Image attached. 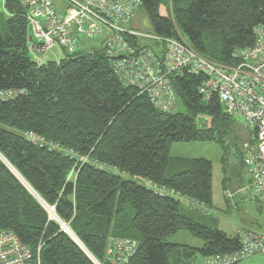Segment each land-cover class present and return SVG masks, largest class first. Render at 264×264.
I'll return each instance as SVG.
<instances>
[{
    "label": "trees",
    "instance_id": "trees-1",
    "mask_svg": "<svg viewBox=\"0 0 264 264\" xmlns=\"http://www.w3.org/2000/svg\"><path fill=\"white\" fill-rule=\"evenodd\" d=\"M4 6L9 15L0 16V89L21 94L0 100V228L15 232L41 264H96L87 252L108 264L111 237L138 241L130 264H198L238 250V232L201 223L184 213L177 197L211 206L212 162L176 157L168 175L175 142L215 141L224 151L235 146L239 168H245L242 129L255 142L254 132L226 113L217 96L200 94L204 75H172L176 108L160 111L147 94L120 80L101 46L37 64L28 50L26 9L18 0ZM138 12L149 19L147 31L181 34L196 52L228 66L239 63L236 50L253 46L255 27L264 25V0H143ZM30 132L41 143L28 138ZM181 230L203 245L168 241Z\"/></svg>",
    "mask_w": 264,
    "mask_h": 264
},
{
    "label": "built area",
    "instance_id": "built-area-1",
    "mask_svg": "<svg viewBox=\"0 0 264 264\" xmlns=\"http://www.w3.org/2000/svg\"><path fill=\"white\" fill-rule=\"evenodd\" d=\"M18 1L27 11V45L37 64L45 63L54 47L72 54L79 52L83 40L99 37L120 80L147 94L163 112L176 108L172 75L203 74L199 92L204 99L217 96L226 113L240 118L244 127L254 132L255 142L245 150L250 183L244 189L264 206V25L255 27L253 46L236 50L239 63L228 66L196 52L181 34L178 38L162 37L136 27L134 18L143 0ZM19 94L18 90L0 89V100ZM27 136L41 143L36 134ZM238 238V250L207 256L203 264H238L253 256L264 257L263 233L244 229L238 231ZM138 245L133 239L111 237L106 250L108 264H130ZM0 264H41V260L15 232L0 228Z\"/></svg>",
    "mask_w": 264,
    "mask_h": 264
},
{
    "label": "rangeland",
    "instance_id": "rangeland-1",
    "mask_svg": "<svg viewBox=\"0 0 264 264\" xmlns=\"http://www.w3.org/2000/svg\"><path fill=\"white\" fill-rule=\"evenodd\" d=\"M133 23L142 31H147L150 29L149 19L142 12H138L136 14ZM101 41L102 40L99 37L95 39L83 40L77 49L79 52H91L98 50L100 48ZM64 53L65 51L63 52V50L54 47L53 49L49 50L47 57L49 60L57 61L64 56ZM178 105L180 110L184 109L180 103H178ZM237 120L242 124L240 118H237ZM242 130L241 137L243 141H245L243 148L246 149V145L250 143L248 141L246 130ZM170 154L173 159L171 161V166L168 168V175H171L173 172L172 168L175 164L174 160L176 157L188 159L206 158L209 159L213 164V204L208 206L200 204L185 196H177L183 203L184 213L193 215L196 219L199 218V221L203 224L222 229L229 235H234L238 231L244 229L264 233V207L260 209L250 191L245 190L250 183L249 173L246 167L239 168V158L237 156L235 146H231L228 151H224L223 147L215 141H180L175 142L172 145ZM8 166L16 173L15 169L10 164H8ZM122 176L125 179L135 181L147 187H156L153 183L138 176H131L128 174H122ZM226 177L228 178L226 183L227 187L229 188L227 193L233 194L232 197L228 195L229 198L225 195V190L223 187V181ZM24 184L29 188L26 182H24ZM44 205L51 212V217L55 218V214H53V208L47 206L46 204ZM60 223L62 226L61 221ZM168 241L198 248L203 245L202 240L193 236L186 230H181L170 236ZM262 258V256L251 259L248 258L238 264H264ZM198 262L200 264L201 259H199Z\"/></svg>",
    "mask_w": 264,
    "mask_h": 264
},
{
    "label": "water",
    "instance_id": "water-1",
    "mask_svg": "<svg viewBox=\"0 0 264 264\" xmlns=\"http://www.w3.org/2000/svg\"><path fill=\"white\" fill-rule=\"evenodd\" d=\"M64 226H66V228ZM61 227L63 228V230L65 232L70 233L72 235V237L75 239V241L81 246V243H79V241L77 240V238L73 235V233L71 232V230H70V228H69V226L67 224H65V223L62 222V226ZM87 253L90 255V257L94 260V262L96 264H100V263H98V261L89 252H87Z\"/></svg>",
    "mask_w": 264,
    "mask_h": 264
},
{
    "label": "crops",
    "instance_id": "crops-1",
    "mask_svg": "<svg viewBox=\"0 0 264 264\" xmlns=\"http://www.w3.org/2000/svg\"><path fill=\"white\" fill-rule=\"evenodd\" d=\"M4 2H5V0H1V3H0V16H7V15H9L7 12H6V10H5V6H4ZM2 11V12H1ZM64 52V51H63ZM47 59L49 60V58L47 57ZM256 257H261V256H253V257H251V258H256ZM263 257V256H262ZM250 258V259H251ZM263 259V261H264V257L262 258ZM199 264V263H198ZM200 264H203V260H201V262H200Z\"/></svg>",
    "mask_w": 264,
    "mask_h": 264
},
{
    "label": "bare ground",
    "instance_id": "bare-ground-1",
    "mask_svg": "<svg viewBox=\"0 0 264 264\" xmlns=\"http://www.w3.org/2000/svg\"><path fill=\"white\" fill-rule=\"evenodd\" d=\"M66 228V226H64Z\"/></svg>",
    "mask_w": 264,
    "mask_h": 264
}]
</instances>
